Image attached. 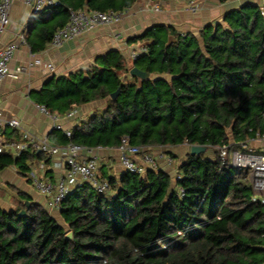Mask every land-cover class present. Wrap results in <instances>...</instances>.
Listing matches in <instances>:
<instances>
[{
    "label": "trees",
    "instance_id": "1",
    "mask_svg": "<svg viewBox=\"0 0 264 264\" xmlns=\"http://www.w3.org/2000/svg\"><path fill=\"white\" fill-rule=\"evenodd\" d=\"M57 1L47 11L58 19L28 39L33 49L45 48L72 10L124 12L138 0ZM132 42L144 47L132 65L110 50L86 70L50 77L36 93L38 104L59 114L106 101L70 136L55 133L57 142L115 148L127 136L143 148L207 145L214 157L189 153L174 177L162 168L97 170L109 189L76 188L59 218L26 195L13 210L0 206V264H264V195L255 199L251 168L220 154L264 137V5L243 1L198 35L158 24ZM133 66L172 78L143 80L130 74ZM43 158L31 149L3 152L0 170L14 165L29 176Z\"/></svg>",
    "mask_w": 264,
    "mask_h": 264
},
{
    "label": "crops",
    "instance_id": "2",
    "mask_svg": "<svg viewBox=\"0 0 264 264\" xmlns=\"http://www.w3.org/2000/svg\"><path fill=\"white\" fill-rule=\"evenodd\" d=\"M195 2L198 9L193 12L187 0H138L124 11V17L118 23L98 25L93 30L67 40L57 47L49 42L43 49H33L28 39L37 35L43 23L54 22L58 17L49 11L44 15L35 16L24 0H15L10 12V23L0 34V47L10 43L17 45L9 62V74L0 79V117L4 121L19 119L21 126L19 128L2 126L0 134H4L10 141L26 142L30 146L34 142L45 140L54 145L64 146L57 142L55 133L67 135L68 131L71 132L75 125L86 120L95 109L104 106L106 101L79 106L71 117L66 116L67 112L61 114L59 119L61 128L54 129L53 119L43 113L39 108L40 104L35 101L36 93L43 88L50 77L69 75L81 69L86 70L95 65L97 56L110 50L120 51L131 64L132 53L144 49L141 42H132V40L147 28L165 24L172 25L182 32H193L198 35L202 27L222 20L226 11L242 3L239 0H195ZM155 5H158L159 9H155ZM49 64H53L55 70H51ZM26 133L27 137H25ZM209 150L213 153L210 157H214V150ZM144 151L155 157L163 154L164 157L158 160V168L166 170L174 177L179 163L190 153V145L183 144L172 148L149 146L145 147ZM234 151L263 155L264 137L240 144L238 148L229 152V155ZM260 151L263 152L257 153ZM4 152L15 157L19 156L13 150ZM37 152L42 151L37 150ZM95 152L99 158V176L104 171L109 175L126 171L121 165L120 154L116 147L95 149ZM42 153L44 158L32 163L30 173L35 172L45 181H57L65 175L66 157L63 154L49 157ZM143 155L144 152L135 159L146 169H150L143 160ZM86 158H88L86 153L77 157L79 161H84ZM30 173L29 176L23 175L14 165L0 170V206L5 210H13L23 200L22 196L26 195L28 196L26 200L42 205L55 217L59 216V210L53 209L49 198L34 186Z\"/></svg>",
    "mask_w": 264,
    "mask_h": 264
},
{
    "label": "built area",
    "instance_id": "3",
    "mask_svg": "<svg viewBox=\"0 0 264 264\" xmlns=\"http://www.w3.org/2000/svg\"><path fill=\"white\" fill-rule=\"evenodd\" d=\"M15 0H0V34L4 31L7 25L10 23V12L12 5ZM27 5L32 9L34 15H44L47 13V9L52 6L58 5L57 0H24ZM191 6V10L196 12L198 7L195 0H187ZM239 1H255L262 6L264 5V0H239ZM155 9H159L158 5L154 6ZM124 17V12L120 11H92L88 12L83 9L72 10L70 12V17L68 22L61 28H59L51 40L53 46H60L65 41L78 37L79 35L89 32L101 24H114L120 22ZM17 49V45L10 43L4 47H0V79L5 78L9 72V62L13 58V55ZM144 51H134L131 58L136 60L137 57ZM51 70H55L53 64H49ZM40 110L49 115L53 121L54 129H60L59 119L61 114L52 113L48 108L41 104L39 105ZM76 110L69 111L66 116L71 117L74 115ZM10 126L13 128H19L21 126V121L16 118H12L8 121H4L0 117V127ZM27 133L25 137H27ZM67 135L70 136L71 132L68 131ZM32 148V150H40L44 152L47 156L53 157L57 154H63L66 157V173L61 176L57 181H45L42 177L37 175L35 172H31L30 176L34 186L44 195L49 198L50 206L53 209L60 210L62 202L72 194L76 188L84 185L91 184L101 191H107L109 185L107 182H102L99 180L97 175V170L99 168V158L95 149H100L103 147L91 148L85 145H80L76 143H69L65 146H58L49 143L47 140L42 142H34L31 146L26 142L10 141L4 134H0V154L6 150H13L15 153L20 155L23 151ZM120 154V162L126 171L135 174H144L146 168L139 164L135 159L137 155L144 152L143 160L152 169L158 168V160L164 157L163 154L157 157L153 156L151 153L144 151L145 148L141 146H136L130 143L127 136H124L120 144L116 147ZM86 153L88 158L84 161H79L77 157ZM228 153L226 148L221 149V156L225 158ZM252 156L249 159L247 155L240 153L239 151L234 152L232 155V164L236 167H248L251 165L252 168V183L256 193L255 199L260 195H264V154L263 155H248ZM172 163V161H169ZM179 193L181 196L184 195L185 191L183 188H179ZM264 202V198L262 199Z\"/></svg>",
    "mask_w": 264,
    "mask_h": 264
},
{
    "label": "water",
    "instance_id": "4",
    "mask_svg": "<svg viewBox=\"0 0 264 264\" xmlns=\"http://www.w3.org/2000/svg\"><path fill=\"white\" fill-rule=\"evenodd\" d=\"M130 74L133 76H137L143 80H147V79H152V78H162V79H171L172 77L170 76H156L154 74H151L149 72L143 71L140 68L133 66L130 69ZM120 93V89H118L117 91H115L114 93L111 94V98L116 99L117 96ZM208 146L207 145H200V144H194V145H190V153L191 154H200L203 153L207 150ZM40 151V150H39ZM27 204H29V201H26ZM20 215H25L26 211L25 210H21L19 212ZM67 238H73V233L69 232L67 234Z\"/></svg>",
    "mask_w": 264,
    "mask_h": 264
},
{
    "label": "rangeland",
    "instance_id": "5",
    "mask_svg": "<svg viewBox=\"0 0 264 264\" xmlns=\"http://www.w3.org/2000/svg\"><path fill=\"white\" fill-rule=\"evenodd\" d=\"M209 149H212V148H209ZM208 150V149H207ZM206 150V151H207ZM213 150V149H212ZM234 152H236V151H234ZM234 152L233 153H231L230 155H229V153H227L226 155H225V157H229V159L231 160V162H232V159H231V157H232V155L234 154ZM263 151H260V152H257V153H262ZM206 154L208 155V156H212L213 155V153L211 152V150H209V151H207L206 152ZM243 154H245V155H247V157L249 158V159H252V156H248V155H256L255 153H253V154H246V153H243ZM177 163H178V160L176 161ZM175 162V163H176ZM175 165V164H174ZM248 165V167H246V168H251V165L249 166V164H247ZM241 167V166H240ZM252 173H253V171H252V168H251V171H250V179L252 180ZM56 217L57 218H59V216L58 215H56Z\"/></svg>",
    "mask_w": 264,
    "mask_h": 264
}]
</instances>
